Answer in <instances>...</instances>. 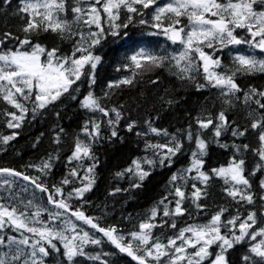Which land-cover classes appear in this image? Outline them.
Returning <instances> with one entry per match:
<instances>
[{
  "label": "snow or ice",
  "instance_id": "snow-or-ice-1",
  "mask_svg": "<svg viewBox=\"0 0 264 264\" xmlns=\"http://www.w3.org/2000/svg\"><path fill=\"white\" fill-rule=\"evenodd\" d=\"M12 2L13 0H0V8H3L5 3L11 6ZM19 3L21 6L13 15L23 14L20 19L23 20L22 31L26 35L21 37L11 31L0 33V100L17 110L7 113L11 117L7 122L8 128H20L29 111L35 118L65 93L73 100H77L74 93L79 92V87L73 89L72 85L85 75L89 78L90 87L96 82L95 70L102 57L94 54L92 49L102 45L108 37H111L113 42H127L131 37L124 30L133 24L135 16L143 17L145 15L143 10L152 9V22L141 19L139 23L145 25L150 23V27L156 29L155 32L150 33L151 35H163L172 44H179L182 50L168 56L141 49L127 57L130 64L124 65L125 70H137L134 72L135 76L139 70L147 71L171 65L176 69L173 74L178 79L194 80L195 77L191 73L199 72L202 68L206 83L196 84L198 91L205 87L217 88L220 90V95L225 98L223 102L229 105L232 104L233 98L240 99L237 93L243 95L245 103L258 96L259 99L254 103L260 111L258 116H252L250 128L256 131L259 146L252 151L259 157V161L264 162V102H262L264 90L250 88L248 92H243L236 81L238 74L264 73V56L258 57L255 54L256 52L264 54V0H169L164 4H160L159 0H87L86 4L82 0H77V3L71 7V12L74 14L71 20L66 18L68 13L66 0H19ZM121 10L128 14L126 22L121 20ZM181 17L187 18V26L181 25ZM105 19L107 28L104 26ZM80 24L89 28L87 34L80 30L78 27ZM93 26L95 30H91ZM237 29L245 30L247 35L240 36L236 32ZM40 32L53 33L62 41L70 40L73 51L66 55L58 45L49 48L34 43L30 34ZM13 41L15 43L9 48L8 45ZM241 45L248 46L253 53L235 55L231 67L223 65L221 57L214 55L215 52H223L229 46ZM205 48L212 49L213 54L207 53ZM86 68L90 70L87 73ZM119 70L120 68H117V71ZM133 82L134 77L124 78L110 82L108 88L132 85ZM151 83L159 85V77L153 79ZM108 95L109 93H105V96ZM25 102H31V109ZM79 103L81 108L89 112H99L104 117H110L111 113H115V118H109L107 123L112 129L111 137L118 136L116 128L123 118L119 109H109L102 105L100 99L91 90ZM166 103L171 105L173 101L169 99ZM196 123L200 129L212 127L215 138L212 142L225 149H228L229 145L220 142L222 135L230 133L232 137L240 138L249 131L247 127L240 128L235 122H230L225 111H220L215 119L197 118ZM146 125L148 131H137L135 135L147 136L148 132L169 135L167 130L153 126L152 121H146ZM135 127V121H131L127 123L126 130L131 133ZM63 131V128L59 129L54 136V143H60V133ZM82 131L87 136L88 142L76 138L68 163L72 164L76 161L77 165L69 170V176L80 178L81 181L87 180V183L73 188L67 196L63 186L73 182L67 177L61 181L60 186L54 185L49 188L39 176L32 177L7 168L0 169V175L21 178L40 193L46 194L48 204L62 210V212H49V221L46 222L40 219L39 208L34 213L26 211L34 206L31 200L27 203L21 200L23 208L0 203V229L7 224L17 231L31 233L34 238L31 243H29L30 238L27 237L19 241L9 238V244L31 248L30 260L25 259L23 264H48L47 258L53 254L59 257L58 261L53 260V264H79L76 258L87 255L85 246L102 243V239L94 238L82 228L78 230L77 226L67 219L62 221L63 227L58 228L57 223L64 214H70L76 220L101 233L115 249L127 254L137 264H231L229 250L241 244H249L247 253L241 257L243 264H264V221L261 222L260 227H257L258 215L254 210L258 199L260 216L264 217V191L257 197L249 178L264 170V164L258 163L254 170L246 174L245 159L242 154L249 150L248 144L233 143L231 148L234 152L228 164L206 171L204 157L208 155L209 142L202 138V133L194 136L191 130L187 131L185 138L195 144V150L191 152L190 165L182 172L171 175L172 190L151 209L148 218L139 223L138 231L128 234L130 239L125 242V235L118 233L115 227H101L94 218L86 216L79 209L74 210L69 203L70 199H83L84 194L91 191L95 184L94 170L97 164L92 149L101 139L100 123L96 120L86 121ZM16 135L13 133L2 136L0 142L7 145L16 138ZM183 147L182 139L176 136L164 144L147 143L146 148L153 150V157L134 159L132 166L117 172L116 176L130 178L131 188H141L143 181L151 175L150 169L157 166L171 167L173 158L181 153ZM53 159H59V156L50 154L40 165L31 166L36 167L42 175H49L53 168ZM84 160H92L93 163L85 167ZM145 164L149 169L143 167ZM81 168L84 169L83 176L79 171ZM214 178L223 181L225 185L223 191L237 205L242 207L252 205L253 209L246 208V215L241 217L239 209L236 210V215L225 216L228 209L220 208L208 222L188 224L179 228L175 235L167 237L166 242L159 237L154 238L153 230L157 227L164 228L167 225L171 229H177L175 220L171 218L184 216L188 212L184 207L186 200L191 199L197 210L204 211L206 206L199 201L207 197L209 181ZM189 180L194 181L191 184L190 195L185 191ZM178 181L182 183L178 184ZM11 183L7 179L0 182L9 186ZM259 187L264 190V179L260 180ZM122 191L127 189L116 188L109 194L115 195ZM169 196H173L174 201L169 200ZM160 215L169 219L155 222ZM68 232L72 234L67 235ZM54 241H58L62 247ZM3 243V238H0V245ZM213 246L215 250H210ZM108 254L104 253V255ZM24 255V249L17 247L11 260L20 261ZM90 258L100 260L99 256ZM0 264L7 262L0 258ZM101 264L107 262L102 261Z\"/></svg>",
  "mask_w": 264,
  "mask_h": 264
},
{
  "label": "trees",
  "instance_id": "trees-1",
  "mask_svg": "<svg viewBox=\"0 0 264 264\" xmlns=\"http://www.w3.org/2000/svg\"><path fill=\"white\" fill-rule=\"evenodd\" d=\"M83 2V1H82ZM169 2V0H159L160 4ZM77 3V0H66V8L68 10L67 19H72L74 14L71 12V7ZM84 3V2H83ZM19 0H13L11 6L7 3L0 8V33L11 31L16 35H26L22 31L23 20L20 16L23 14L13 15L17 8L20 7ZM145 15L135 16L133 24L124 30L131 39L127 42H113L111 37L102 42V45L92 49L93 53L102 57L100 64L95 70V84L90 87L89 78L87 75L82 76L76 84L72 85L75 89L79 87V92L74 93L77 100H73L71 96L65 93L54 104L49 105L42 110L35 118L32 117L31 111L27 114L20 128H8L7 122L11 119L7 113L17 112L7 103L0 100V137L12 135L16 133V138L11 140L7 145L0 142V169H12L22 172L26 175L37 177L39 176L45 184L52 186H60L61 181L67 177L73 182L63 186L65 196L73 188L80 187L82 183H87V180L81 181L80 178H72L69 176V170L77 165L76 161L72 164L68 163V157L73 151L76 138L88 142L87 136L82 131V127L86 121L96 120L100 123L101 139L93 146V153L96 157L95 163L97 167L94 170L95 184L91 191L84 194L83 199H70L69 203L72 208L79 209L86 216L94 218L101 227H115L118 233H123L125 237L132 231H138L140 222L146 220L150 215L153 207H156L158 202L172 190L170 177L173 173L182 172L183 169L190 165L191 152L195 150L194 142H189L185 138L187 131L191 130L195 136L202 133V138L209 142L208 155L204 157L205 170L226 166L234 150L231 148L235 144H248L249 150L244 152L246 174L248 171L254 170L256 165L264 164L259 161V157L254 154L252 149L257 148L258 137L256 131L251 130L250 122L252 116L259 115L258 106L254 103L258 96L252 98L245 103L241 93H237L240 99H232V104L224 103V97L220 95V90L217 88L205 87L202 90H197L196 84H205L203 79L202 68L199 72L193 71L194 80L178 79L173 73L176 69L169 65L165 68H154L151 70H139L134 76L135 69L125 70L124 65L130 64L127 57L135 54L143 49L153 54H161L171 56L181 50L179 44H172L163 35H151L156 29L150 27L152 22V9L143 10ZM128 14L121 10V20L126 22ZM141 19H146L150 23L148 25L140 24ZM181 25L187 26L186 17H181ZM104 26L107 28V21H104ZM80 30L85 34L89 28L83 24L78 25ZM95 30L94 26L93 29ZM237 34L244 37L247 35L245 30L237 29ZM33 42L40 43L47 47L59 46L67 55L73 51V44L70 40H60L53 33L40 32L39 34L31 33ZM13 41L8 45L13 46ZM207 53L213 54L212 49L205 48ZM253 50L246 45L229 46L223 52H215V56L222 59V64L231 67L233 66V58L237 54L248 55L252 54ZM258 57L264 56L258 52L255 53ZM78 55V54H77ZM199 63V61H197ZM117 68H120L117 71ZM221 71V69H216ZM90 71L85 69L87 73ZM134 77L132 85H120L115 88H108L110 82H115L120 79ZM159 77V85H154L151 81ZM237 83L242 88L243 92H248L250 88L264 90V73H256L253 75H240L236 77ZM92 91L96 97L100 99L102 105L109 109L117 108L122 113V119L116 128L118 136L111 137V128L107 121L109 118L114 119L115 113H111L110 117H104L99 112H89L80 107L79 101L89 92ZM105 93H109L105 96ZM172 100L169 105L167 100ZM264 102V101H262ZM31 109V102H25ZM122 106V107H121ZM220 111H225L230 122H235V125L240 128L247 127L249 131L244 137L235 138L230 133H226L220 137V142L229 145L228 149L221 148L213 143V129H200L196 123L197 118H212L215 119ZM59 113V116H57ZM135 121L136 127L133 132L126 130L127 123ZM146 121H152L153 126L167 130V136L160 134L156 135L148 132L147 136H137V131H148ZM189 125L191 128L189 129ZM63 128L60 133V143L53 142L54 136ZM173 136L182 139L184 144L180 154L173 158L171 167L161 168L159 166L150 169L149 175L144 181L141 188H131L130 178H118L117 172L124 171L132 166V161L142 160L145 157H153V150L146 148L147 143L164 144L171 140ZM39 140V143H37ZM35 145V146H34ZM59 156V159H53V168L49 175H42L36 170V167L31 165H40L43 160H46L49 155ZM92 160H84L85 167L92 164ZM145 169H149L148 165H143ZM81 176L84 175V169H79ZM250 181L253 185V192L258 195L264 191L259 187L260 180L264 179V170L256 173L255 176H250ZM178 184L182 183L180 181ZM194 181L189 180L185 191L191 194V184ZM16 187L15 184L12 185ZM31 194L37 199L42 206L44 221H49V212H55L57 209L53 205L47 203V196L34 189L30 185ZM225 185L220 179L214 178L209 181L206 198H202L199 203L205 205L204 211L196 209L191 199L184 202V207L188 212L184 216L173 217L177 224V229L157 227L153 230V235L159 237L166 242L167 237L175 235L179 228L185 227L188 224H203L210 220L220 208H227L228 212L225 216L236 215V210L239 209L241 217L246 215L245 209H253L252 205H237L231 197H228L223 191ZM116 188L127 189V191L118 192L115 195H110ZM173 196H169V200L174 201ZM260 201L257 199L255 209L258 215L257 227L261 226L264 217L260 216L259 209ZM172 207V205H169ZM162 208V206H161ZM62 212V210H60ZM69 220L77 226V229L88 231L94 238L102 239L99 245L85 246L86 256L77 257L79 264H101L106 261L107 264H137L125 253H120L113 245L107 242L102 234L96 232L90 226L83 224L82 221L76 220L70 214H64L59 223L63 220ZM164 218L162 215L156 218L155 222H160ZM223 219V218H222ZM9 225L4 226V230H0L2 238L7 235H13L17 238H30L31 233L23 231L21 234L18 231L9 229ZM259 240V238H258ZM127 242V241H125ZM59 245L58 241H54ZM255 243V242H250ZM249 244L237 245L229 250V259L231 264H243L241 257L247 253ZM215 250V246L213 249ZM104 253H109L104 255ZM143 255V253H138ZM99 256L100 260L91 259L90 257ZM58 261L59 257L55 254L48 257V264H53V260ZM167 259L166 257L164 258Z\"/></svg>",
  "mask_w": 264,
  "mask_h": 264
},
{
  "label": "rangeland",
  "instance_id": "rangeland-1",
  "mask_svg": "<svg viewBox=\"0 0 264 264\" xmlns=\"http://www.w3.org/2000/svg\"><path fill=\"white\" fill-rule=\"evenodd\" d=\"M82 1L85 4L87 3V0H82ZM181 50H182V48H181ZM5 179L11 181L12 183L10 186L0 184V203L11 204V205L19 206L20 208H23V204L20 203V201L22 200L23 203H27L29 200H31L33 202L34 206L32 208L26 209V211H28L29 213H34L39 208L41 210L40 219L42 221H44L42 206L37 201V199L35 197H33L32 194L30 193L31 192L30 188H32V187L29 186L28 182L23 181L19 177H9L6 175H0V182L4 181ZM13 184L16 185L15 188H13V186H12ZM25 188L27 189L26 191L24 190ZM56 211H60V210L57 209ZM50 226H51V224H50ZM9 227H10L9 229L15 230L12 226L9 225ZM57 227L62 228L63 223L58 222ZM0 230H4V228L0 229ZM15 231H17V230H15ZM18 232L21 234L23 232V230H20ZM66 234L71 235L72 233L68 232ZM10 237L14 238V240H16V241L20 240V238H17L13 235H7L6 238H3L4 243L2 245H0V258L5 259L7 264H23V261L25 259L30 260L29 253L31 252V248L29 246H25V245L9 244V238ZM0 238H2L1 235H0ZM128 239H130V236L126 237V241H128ZM17 247L23 248L25 255L21 257L20 261H12L11 256ZM189 251H191V249H189ZM5 254H7V255H5Z\"/></svg>",
  "mask_w": 264,
  "mask_h": 264
}]
</instances>
